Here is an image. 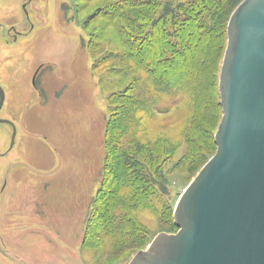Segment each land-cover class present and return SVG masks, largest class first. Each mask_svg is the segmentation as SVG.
Here are the masks:
<instances>
[{"label": "rangeland", "instance_id": "obj_1", "mask_svg": "<svg viewBox=\"0 0 264 264\" xmlns=\"http://www.w3.org/2000/svg\"><path fill=\"white\" fill-rule=\"evenodd\" d=\"M78 4L0 0V85L5 94L0 118L15 127L10 146L13 128L0 123V264H128L156 234L171 230L165 211L173 214L180 193L202 167L188 170L176 167L178 159H170L163 170L167 183L162 208L139 207L132 215L141 225L130 221L129 231L118 228L127 219L118 215L116 226L101 236V245H94L96 235L88 228L110 115L106 100L117 104L128 94L145 97L150 74L141 73V84L133 90L127 88L126 74L115 82L119 78L108 75L109 64L102 60L108 56L115 63L116 49L108 42L113 38L111 26L108 34L103 31L93 41L92 49L87 47L90 34L100 30L105 19L96 9L105 4L101 0ZM215 59L219 61L218 55ZM125 62L128 59L122 60L123 67ZM186 107L184 97L163 95L152 115H141L125 133L116 127L115 134L121 135L117 139L127 145L161 136L178 142L190 113ZM111 113L121 112L114 108ZM181 145L176 156L184 153L185 142ZM142 224L152 233L144 245L139 242L145 234Z\"/></svg>", "mask_w": 264, "mask_h": 264}, {"label": "trees", "instance_id": "obj_2", "mask_svg": "<svg viewBox=\"0 0 264 264\" xmlns=\"http://www.w3.org/2000/svg\"><path fill=\"white\" fill-rule=\"evenodd\" d=\"M78 1L71 0L76 7ZM241 1L101 0L105 5L96 12L105 19L100 30L91 31L87 47L92 49L95 46L93 41L100 39L103 31L108 34L106 30L112 28L113 32L109 34L113 38L108 42L116 49L115 63L112 64L114 61L108 56L102 59L109 64L108 75L114 73L119 78L115 82L121 81V75H128L130 85L127 88L130 90L141 84V73L150 74V81L145 83V97L128 94L117 104L111 96L112 100L106 97L110 115L105 126L106 139L93 220L88 228L89 233L93 230L96 235L94 245L97 247L101 245V236L116 226L118 215L127 218L120 221L118 228L129 227V231L128 222L141 225L132 215L141 209L139 207L162 208L161 200L166 195L163 186L166 187L167 183V173L163 170L170 164V159H178L176 167L183 165L193 170L203 166L215 153L214 133L222 114L218 93L219 64L225 48L228 18ZM97 15L95 13L94 17ZM217 55L219 61L215 59ZM125 58L129 62L123 67ZM125 94L118 95L123 97ZM163 95L186 99V110L190 113L181 139L169 143L161 136L148 142L139 140L132 145L119 142L117 138L121 135L115 134L116 127L125 133L141 115H152L153 106H158ZM154 97L157 98L155 102ZM114 108H119L121 113L112 115ZM184 142V153L181 157L176 156ZM165 221L172 226L166 232L177 230L171 209H166ZM142 227L145 229L144 240L139 242L144 245L152 233L143 224Z\"/></svg>", "mask_w": 264, "mask_h": 264}, {"label": "water", "instance_id": "obj_3", "mask_svg": "<svg viewBox=\"0 0 264 264\" xmlns=\"http://www.w3.org/2000/svg\"><path fill=\"white\" fill-rule=\"evenodd\" d=\"M226 39L215 153L175 203L177 230L156 234L128 264H264V0L235 7ZM4 98L0 85V109ZM2 122L11 146L14 124Z\"/></svg>", "mask_w": 264, "mask_h": 264}, {"label": "flooded vegetation", "instance_id": "obj_4", "mask_svg": "<svg viewBox=\"0 0 264 264\" xmlns=\"http://www.w3.org/2000/svg\"><path fill=\"white\" fill-rule=\"evenodd\" d=\"M15 37H16V35L14 34V39H16ZM40 69H41V68H40V67H38V68L36 69V71H35V72H36V73H38V71H40ZM35 72H34V73H35ZM34 76H35V75H34ZM36 76H37V75H36ZM33 78H34V77H33Z\"/></svg>", "mask_w": 264, "mask_h": 264}]
</instances>
